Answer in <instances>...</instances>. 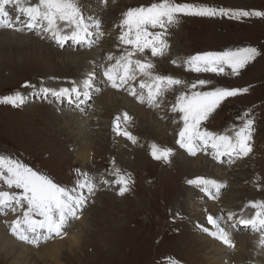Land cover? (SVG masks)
I'll use <instances>...</instances> for the list:
<instances>
[{
    "label": "rangeland",
    "instance_id": "374dc122",
    "mask_svg": "<svg viewBox=\"0 0 264 264\" xmlns=\"http://www.w3.org/2000/svg\"><path fill=\"white\" fill-rule=\"evenodd\" d=\"M1 1L10 5L12 16L15 15V18L2 25L0 31L9 29L10 21L12 26L22 27V24L14 23L24 21L19 17L15 7L17 4L23 10L35 11L39 3L42 13L48 15L47 18H50L52 23H55L56 19L49 14L54 12L60 21L58 25L63 30L61 36L66 35L65 37L70 39L76 34L77 38L82 37L77 45L69 41L62 47L55 45V39L50 40L51 37L41 31L30 33L36 37L28 36L39 43L26 40L25 43L15 42L16 38H26L19 37L17 33L4 34L2 41L0 40V99L17 93L23 98L34 97L33 102L25 106L22 104L13 107L0 103V157L21 164L38 181L45 182L43 186L46 188L69 185L67 188L74 191V186L80 181L84 184L86 182L94 184L96 188L99 184L104 189L98 192L93 203L87 208L85 216L72 227L68 238L62 240L64 246L58 261L61 264H152L161 257L172 256L170 260L165 261L167 264H208L210 255H207L208 248L205 243L200 241L198 244L199 240L195 237L191 239L193 236H190L186 229L184 238L182 231L181 236H170L165 235L161 228L165 225L168 215L178 212L176 208L187 210L184 193L176 194L175 191L176 187L180 188V185L177 186V179H180L178 172L174 167L168 171L161 169L174 151V141L183 132L189 133L191 131L187 132L189 128L219 135L224 133L223 136L229 139L230 145L238 143L239 140H245L250 144L249 151L235 158L232 163L225 204L239 200L236 208L241 202L248 203L246 200L248 198H252L257 204L264 199V17L240 18L243 21H237L230 17H188L176 14L172 20L161 17L156 25L150 23L148 27L142 26L137 30V48L132 47L130 53L129 73L140 74L142 79L155 75L153 79H158L159 82L153 93L151 103L154 104L147 109L146 106L142 108L149 120L129 113V128L134 143L137 144L136 148H131V144L128 143H122L120 146L116 140H111L106 132L107 123L114 115L111 112L103 111L105 113L102 118L99 117L102 115L100 112L95 117H98V120H94L92 132L85 131L76 137L77 129H84L81 123L77 125L71 115L60 120L57 116L60 111L45 107V100L36 101L35 98L37 94L43 92L55 94L54 91L65 87L67 82L73 84L81 81L86 67H70L66 61L70 60L69 56L74 58V55L79 54H86L87 62L92 60L97 46L90 42V36L95 38L100 33L102 35L107 33L109 40L103 49L112 55L111 60L115 61L118 55L122 56L124 51L111 47V43L116 42L123 29H128L124 26L128 18L131 25H134L133 21L140 10L147 11L154 5L159 7L165 0H91L88 4L83 3L86 2L84 0ZM168 3L205 6L211 4L225 9L246 11L255 9L264 12V0H168ZM95 4H98L100 9L98 5L94 7ZM39 19L41 23L46 21L40 17ZM75 26L78 27L77 30H74ZM142 35H145L147 40L150 37L151 41H157L162 51L156 47L150 48L148 44L142 47ZM21 45L26 49L17 53ZM38 46H43L49 51L43 52ZM245 46L257 47L261 55L236 77L188 70L190 68L188 59L194 54ZM153 49L156 53L161 51L160 56L154 54ZM200 81L207 84L201 85ZM136 84L141 90L139 93L147 92L142 90V82ZM217 87L241 90L247 87L249 91L244 95L227 98L212 111H199L187 106L188 101L196 93L202 94ZM121 102L118 100L119 107L117 106L116 110L120 108ZM106 109L108 107H105ZM154 118L157 132L153 126L150 127V122H154ZM82 138L83 141H92L89 162L85 165L76 161L77 145L81 144ZM127 146L132 153L123 151ZM160 155L162 158L159 160ZM112 158L121 168L120 173L125 175L126 180H120L116 186L114 183L111 184L112 189L107 190L109 188L103 187L106 181L102 182L103 179L98 177L109 178L111 170L108 164H112L110 161ZM116 164L113 163L114 166ZM199 165L204 169L210 167V163L204 161ZM177 166L181 169L182 176L189 170L190 173L195 172L193 168L187 167L189 169L187 170L181 162ZM160 172L165 173L157 176ZM91 173L100 175L88 179ZM198 173H201L199 169ZM12 179L6 169H0V190L21 188L15 183H10ZM84 184L81 185L83 192L91 191L90 185L84 187ZM63 188L67 190L66 187ZM78 198L80 200L76 199L77 204L82 197L79 195ZM232 217L246 216L238 211ZM81 229L87 234L86 236L84 234L82 243L80 242L84 248L80 251H69L71 248L68 241L81 235ZM160 238H163V242L159 245ZM240 238L245 241L241 242V248L235 249L233 254L241 253L244 264H264V258L255 257L249 246V240L253 241L254 238L237 236L235 240ZM191 244L197 246L192 247ZM262 244L263 241L258 246L253 244L252 247L256 252L264 253ZM26 252L28 257L24 259L34 260L36 264H55L45 263V260L39 259L33 251L26 249ZM17 254L1 253L0 264H9ZM233 254L230 255L232 259ZM177 258L183 263L178 262Z\"/></svg>",
    "mask_w": 264,
    "mask_h": 264
},
{
    "label": "bare ground",
    "instance_id": "6f19581e",
    "mask_svg": "<svg viewBox=\"0 0 264 264\" xmlns=\"http://www.w3.org/2000/svg\"><path fill=\"white\" fill-rule=\"evenodd\" d=\"M84 1H86V2H83V3L88 4L91 0H84ZM2 3L3 2H0V7H1L0 8V10H1L0 11V28L2 27V25L6 24V22L8 21V19H5L6 17H2L1 18L2 14H5V15L8 14V10L6 11V7H4V5H3L4 3L3 4ZM97 5L98 4H95L94 7L95 6L97 7ZM33 7H34V5H33ZM98 8L100 9L99 5H98ZM19 10L21 11V10H23V8L22 9L19 8ZM52 10H54V9H52ZM25 13L27 14V16L32 17V18H35V19H38L40 21V19L38 17V14L35 11H33L31 9H26V12ZM139 20H140V17L137 15L136 18L133 21L134 25H131L132 24L131 22H129L128 24H126V23L124 24L125 27H128V32L129 33L131 32V33H134L135 34V38L138 37L137 30L141 29L142 26L143 27H148V25L150 24V23L140 24L139 23ZM45 23L46 24L43 27V29L47 30L48 33H50L51 36H53V37H58V38L61 37V34L63 33V30H61L60 28H55L54 27L55 26V23H52L50 18H46ZM23 24H27V25H25L27 27H24V28H29L30 27V22H23ZM8 25H10V28L9 29L2 30L3 32H0V40L3 38L4 34H12L13 35V34H16L17 33L19 35V37L20 36H24L26 38H23V39H19L18 38L17 39L15 37L16 40H17L15 42L21 43V41H24V40H26L27 42H29V41H36V40L31 39V38H28V36L26 35V33H28L27 31H26V33L25 32H20V31H23V29H21L19 26L18 27L12 26V22L11 21H10V24H8ZM133 26H134V28H133ZM77 29H78V27L75 26L74 27V30H77ZM148 33L149 32L147 31L146 34H148ZM35 37H36V35H35ZM156 37H158V36H156ZM135 38L134 37H132V38H130V37L129 38H125L124 36H121L120 39L119 38L117 39V37H116V39H117L116 42L113 43V44L111 43V47L119 48V49H122L124 51V54L122 53V56L119 57V55H118V58L115 59V61L118 64L117 63H113L112 64L113 66L118 67V68L120 67L122 69L121 70V73H122V80H123L124 83L131 82L133 80L135 81V79H142V76L140 74H131L128 71L129 68H130V62H129L130 53L132 51V47H133L135 41L138 40V39H135ZM61 40H64V38H61ZM163 40H165V39H163ZM36 42L39 43V41H36ZM24 43H25V41H24ZM156 45H157V43L152 44L153 48L156 47ZM103 46H105V43H103ZM0 47H1V45H0ZM38 48H39V50H41L43 52L49 51L48 49L43 48V46H38ZM115 48H114V50H115ZM25 49L26 48L21 45L19 47L17 53H20V51L25 50ZM107 54L108 53H106V55ZM108 55H109V59H112L111 58L112 55L111 54H108ZM95 56H97V57H103L104 54L102 52L101 54H95ZM86 57H87L86 54H79L78 56L74 55V58H72V57L69 56L70 60L69 61H66V64L68 66H70V67H72V66H76V67L77 66H85L86 67L85 73H86V72L89 71V69H90V67L92 65V62L94 60V57H93L91 61H88L87 62L86 61ZM69 58H67V59H69ZM106 77L108 79H110V82H112V80L114 79V76L111 75V74L110 75H106ZM153 77H156V76L155 75H152V76L147 77V79H142V89L143 90H147L146 96L142 97V99H137L135 96H131L132 101H127V100H125L123 98V95L120 94L123 91L122 88L121 89L118 88V90L116 88H113L112 90L108 91L107 94H104L101 97H99V99H97L96 104L94 106V111L95 112L91 109V112L89 114L90 117L89 118H84V122H79L76 119V117L73 116L74 122H77L76 123L77 125H79V123H81L83 125V127H84V129H77V133L78 134L76 135V137L81 136V134L83 132H85V131H91V128H93V123L95 122L94 120H96L98 118V117L97 118H95V117L98 116V114L100 112L102 113V115L99 116L100 118L103 117V113H105L106 111H108V112H111V114H114L113 116H117L120 112H127V113H132L133 115L135 114L138 117L140 116L143 120H145V119L149 120V118L147 117L146 112H144L145 110L142 111L143 110L142 109V106H143L142 105V101H144V102H150L152 100V98H153L154 90H156L157 84L159 82L158 79L157 80H154ZM127 97H130V96L127 95ZM40 98H41V96L37 95L36 99H40ZM118 100H121L122 102L120 104V108L116 110V107L117 106L119 107ZM128 104H130V105H128ZM135 105H137V106H135ZM103 106L108 107V109L105 110V107H103ZM136 109H139V111L136 110ZM103 111H105V112H103ZM63 117H67L68 118V116H60L59 119L60 120H63ZM89 119H91V120L93 119V121H89ZM155 119L156 118H154V122H150V121L149 122H150V125H151L150 127L152 128V126H153V128L157 132L158 128H156L155 125H154V123L156 122ZM108 125H107V128H106V132L108 133L109 136H111V134L109 133V127H108ZM76 127H78V126H76ZM160 127L162 128V126H160ZM113 136L116 137V134L114 133ZM116 138H120V137H116ZM83 140H84V138L81 139V141H82L81 144L80 145L79 144L77 145L78 146V150L76 152V161L81 162L82 165H85V163H88L89 162V156H90L89 155V152H91L90 148H91V144H92L91 142L92 141L91 142H88V141H83ZM114 140H116V139L114 138ZM201 142L204 144V147L203 148H207V146L213 147L214 148V152L213 153L220 154V155H225L226 157H230V158L231 157H238L241 154L243 155L244 152L248 151L245 148V145H243L242 143H240V146L238 145V143H234L233 145H230L229 144V139L227 137H225V136H218L217 137V136H214V134H211L207 139L201 140ZM122 143L123 142H118V144L120 146L122 145ZM131 148H133V147L131 146ZM176 160H179V162H181V165L183 167H185V168H187V167L193 168L194 169L193 171H198V169L199 170L204 169V167H202V166L199 165L203 161V160H201L199 158H197V159H190V160H186L185 161L183 158L177 157L175 159V161ZM188 164H189V166H188ZM225 164L227 165V162L226 161H225ZM225 164L224 165L222 164L220 166H215V169H217V170H215L216 174L219 175L221 173H224V168L226 167ZM228 164H230V162H228ZM182 166H181V168H183ZM187 170H189V169L187 168ZM105 181H106V185H103V187L109 188L110 187V182L107 179L104 178L102 182H105ZM82 184H84V183H82ZM88 185H90L89 187H90L91 190H93V189L96 188L94 184H90L88 182H86L83 186L84 187H86V186L88 187ZM187 193L188 192H185V199H186L187 202H190V195H189V193L188 194ZM78 200L79 199L77 198V201ZM191 200L193 201V199H191ZM224 201H226V199H223L222 200V203H219L216 206L219 207V205H221L223 207V209L224 208L225 209H232V210L237 209L239 212H242L246 217H244V218L243 217H238L237 219L239 220V222H242V220H245V219L246 220L249 219L253 214H255L257 212V210H255V208H253L254 206L252 204H250V202L244 204V206H243V203L241 202V204H239L235 208V205H237V202L239 200H232L231 202H228L229 204H225ZM81 206H82V199L77 204L78 209H80ZM242 208H243V211H241ZM195 215L198 216L197 213H195ZM229 215L232 217L234 215V213L233 214H230L229 213ZM238 216H241V215H238ZM80 234L81 235L77 236L75 239L68 241L69 248H71L69 251H73V250L80 251L82 248H84V246L81 245V243H82L81 240H83L82 237L85 234L84 229H81L80 230ZM86 235L87 234H85V236ZM224 238H225V242H227V236H225ZM198 239H199L198 244L200 243V241H202V243L205 242V237H199ZM238 240H235L237 242L236 243L237 247L235 249L241 248L240 246L245 241V240H243L241 238L238 239ZM246 240H248V239H246ZM191 245H192V247H196L197 246V245H194V244H191ZM262 245H264V244H262ZM63 246H64V242L57 241V242H55L53 244H47L46 246H41V247H39L38 250L28 249V248H22L20 246H17L11 239H9L8 236L6 235V233L4 232V230L0 227V254L3 253V254H7L8 255V254H11V253H18L17 256L13 257V260L9 264H36V262L34 260L24 259V258H27L28 257V254L26 252V249L28 251L35 252L36 255H37V257L39 259L45 260V263L51 262V263H55V264H61L58 261V259L62 255V248H63ZM206 247L208 248L207 255H210V257L208 258V264H231L232 262L235 263V264H244L243 261H242V254L241 253L238 254V255H234L233 254V256H234L233 259L232 258L229 259V256L230 255L227 254L226 252H222L221 249L214 248V247L210 246L209 243L206 244ZM243 248H245V247H243ZM7 255H6V258H7ZM224 260H226V261H224ZM1 261H3V260H1Z\"/></svg>",
    "mask_w": 264,
    "mask_h": 264
},
{
    "label": "snow or ice",
    "instance_id": "6c2138e0",
    "mask_svg": "<svg viewBox=\"0 0 264 264\" xmlns=\"http://www.w3.org/2000/svg\"><path fill=\"white\" fill-rule=\"evenodd\" d=\"M180 14L188 17H230L239 20L247 17H264L262 11H246L233 10L225 8H215L205 5L196 4H169L165 0L159 7L153 6L147 11L141 10L137 15L140 17L139 23H151L156 25L161 17H167L172 20L173 16ZM261 52L257 47L245 46L236 49H227L223 51H207L204 53L194 54L188 59L191 70L195 73H211L217 76L231 75L236 77L240 72L251 64ZM227 70H230L228 72ZM201 85H206L207 82L200 81ZM249 89H226L217 87L209 91L196 93L188 101L190 109L199 111H212L224 102L227 98L235 95L247 94ZM0 103L9 104L13 107H18L25 103V99L17 93L14 96H7L0 99ZM0 169H6L12 176L10 183H15L23 187L26 191L33 193L34 201L39 203L46 198V190L44 186L36 179V177L25 169L21 164L12 159L0 157Z\"/></svg>",
    "mask_w": 264,
    "mask_h": 264
},
{
    "label": "clouds",
    "instance_id": "9594fccd",
    "mask_svg": "<svg viewBox=\"0 0 264 264\" xmlns=\"http://www.w3.org/2000/svg\"><path fill=\"white\" fill-rule=\"evenodd\" d=\"M74 239V238H73ZM75 242V241H74Z\"/></svg>",
    "mask_w": 264,
    "mask_h": 264
}]
</instances>
